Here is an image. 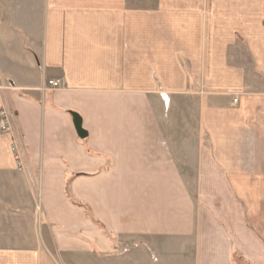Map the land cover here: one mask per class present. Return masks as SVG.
Returning a JSON list of instances; mask_svg holds the SVG:
<instances>
[{"label": "crops", "instance_id": "1", "mask_svg": "<svg viewBox=\"0 0 264 264\" xmlns=\"http://www.w3.org/2000/svg\"><path fill=\"white\" fill-rule=\"evenodd\" d=\"M0 109V264H264V0H0Z\"/></svg>", "mask_w": 264, "mask_h": 264}, {"label": "built area", "instance_id": "2", "mask_svg": "<svg viewBox=\"0 0 264 264\" xmlns=\"http://www.w3.org/2000/svg\"><path fill=\"white\" fill-rule=\"evenodd\" d=\"M47 85L50 88H57L61 85V81L60 79H55V80H49L47 82ZM237 98H233V103L237 102ZM0 130L1 131H8L10 130V120H9V114L4 110V109H0ZM15 160L17 165H21V161H20V155L19 153H15Z\"/></svg>", "mask_w": 264, "mask_h": 264}, {"label": "rangeland", "instance_id": "3", "mask_svg": "<svg viewBox=\"0 0 264 264\" xmlns=\"http://www.w3.org/2000/svg\"><path fill=\"white\" fill-rule=\"evenodd\" d=\"M0 131H1V130H0ZM255 221H256V219H255ZM124 247H126V249H125ZM127 253H128L127 246H125V244H123V246L121 247V249H120V251H119V254L123 256V255H126ZM70 259H71V258H70ZM70 259H68V262H69V263H72ZM78 260H79V261L85 260L87 264H95V263H91L90 261H89V263H88L87 258L78 257ZM78 260H77V261H78ZM234 260H235L236 264H248V263L245 261L244 258H242V257H240V256H237V255L234 256ZM122 264H129V262H128V260H126V261H123Z\"/></svg>", "mask_w": 264, "mask_h": 264}, {"label": "water", "instance_id": "4", "mask_svg": "<svg viewBox=\"0 0 264 264\" xmlns=\"http://www.w3.org/2000/svg\"><path fill=\"white\" fill-rule=\"evenodd\" d=\"M73 122H74V126H75V129L77 131V134L80 136V137H85L86 136V132L85 130H83V128L81 127V119L80 117L73 113Z\"/></svg>", "mask_w": 264, "mask_h": 264}]
</instances>
